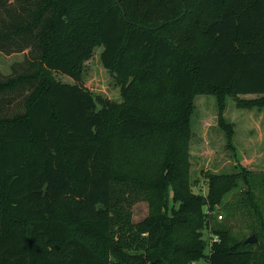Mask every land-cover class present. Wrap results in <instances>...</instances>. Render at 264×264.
<instances>
[{
  "label": "trees",
  "instance_id": "1",
  "mask_svg": "<svg viewBox=\"0 0 264 264\" xmlns=\"http://www.w3.org/2000/svg\"><path fill=\"white\" fill-rule=\"evenodd\" d=\"M99 47L121 102L82 83ZM28 48L0 78V264H264V171L195 192L190 158L198 90L264 109V0H0V51Z\"/></svg>",
  "mask_w": 264,
  "mask_h": 264
},
{
  "label": "rangeland",
  "instance_id": "2",
  "mask_svg": "<svg viewBox=\"0 0 264 264\" xmlns=\"http://www.w3.org/2000/svg\"><path fill=\"white\" fill-rule=\"evenodd\" d=\"M101 49L96 48L91 59L85 61L82 78L84 86L112 101L121 102V88L116 84L113 75L104 68L101 62ZM37 53L36 50L25 49L23 52L5 54L0 51V78H8L22 73L25 66ZM29 65V64H28ZM17 70V72H14ZM59 79L70 81L67 75H57ZM69 79V80H68ZM227 96V94L225 95ZM255 95H240L242 98H252ZM193 114L191 116L193 137L190 143L191 181L200 179L198 187L193 186L195 192H207V184L202 180L205 172L216 174L238 171L240 165L253 171H264V109H247L236 106L232 97L227 98L223 111L218 106L217 94L207 93L202 89L194 95ZM234 125L233 139L236 151L228 147L225 131L220 127L222 117ZM244 188L239 186L224 197L227 202L237 201ZM217 218L224 220L227 213L219 205ZM148 215V203L138 201L133 206V220L140 222ZM220 215L222 217H220ZM221 218V219H220ZM236 228L243 233H249L243 228V210L237 212ZM252 234H247V237ZM208 250V249H207ZM250 258V255L247 257Z\"/></svg>",
  "mask_w": 264,
  "mask_h": 264
},
{
  "label": "water",
  "instance_id": "3",
  "mask_svg": "<svg viewBox=\"0 0 264 264\" xmlns=\"http://www.w3.org/2000/svg\"><path fill=\"white\" fill-rule=\"evenodd\" d=\"M246 243H255L257 242V237L255 234H252V236L247 237V239L245 240Z\"/></svg>",
  "mask_w": 264,
  "mask_h": 264
},
{
  "label": "built area",
  "instance_id": "4",
  "mask_svg": "<svg viewBox=\"0 0 264 264\" xmlns=\"http://www.w3.org/2000/svg\"><path fill=\"white\" fill-rule=\"evenodd\" d=\"M220 217H222L221 215H220ZM221 219V218H220ZM218 239V237L217 236H215L214 238H213V241H215V240H217Z\"/></svg>",
  "mask_w": 264,
  "mask_h": 264
}]
</instances>
